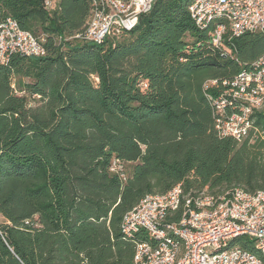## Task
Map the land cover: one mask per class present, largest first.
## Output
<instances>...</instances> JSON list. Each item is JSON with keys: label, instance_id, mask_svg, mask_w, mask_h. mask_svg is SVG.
<instances>
[{"label": "trees", "instance_id": "trees-1", "mask_svg": "<svg viewBox=\"0 0 264 264\" xmlns=\"http://www.w3.org/2000/svg\"><path fill=\"white\" fill-rule=\"evenodd\" d=\"M191 2L154 0L133 29L92 43L69 38L83 30L90 0L50 10L43 0H0V17L46 48L0 64V264H132L148 236L125 235L121 222L145 195L177 184L184 195L264 190V102L238 142L218 137L206 97L264 60V29H227L214 46L225 22L198 27ZM208 80L217 85L204 89ZM113 157L125 181L109 171Z\"/></svg>", "mask_w": 264, "mask_h": 264}, {"label": "built area", "instance_id": "built-area-1", "mask_svg": "<svg viewBox=\"0 0 264 264\" xmlns=\"http://www.w3.org/2000/svg\"><path fill=\"white\" fill-rule=\"evenodd\" d=\"M90 15L82 31L70 36L101 43L118 39L133 29L154 0H90ZM55 0H43L46 10ZM200 28L221 19L212 32L211 43L219 46L229 29L232 36L264 29V0H192L188 7ZM44 37L22 29L10 16L0 17V64L18 54L42 57ZM217 85L208 80L204 89ZM217 96L207 95L218 137L240 142L252 127L251 114L264 102V60L251 70H242L223 81ZM109 171L125 181V163L113 157ZM179 212L178 220H167ZM125 235L143 229L147 240L135 246L132 264H264V190L248 192L233 186L220 194L204 189L184 195L179 184L164 193L147 194L127 211L121 222ZM245 237L242 242L237 238Z\"/></svg>", "mask_w": 264, "mask_h": 264}, {"label": "rangeland", "instance_id": "rangeland-1", "mask_svg": "<svg viewBox=\"0 0 264 264\" xmlns=\"http://www.w3.org/2000/svg\"><path fill=\"white\" fill-rule=\"evenodd\" d=\"M55 2H56V0H55ZM55 4V3H54ZM4 220H3V218L1 217V215H0V223H2Z\"/></svg>", "mask_w": 264, "mask_h": 264}]
</instances>
